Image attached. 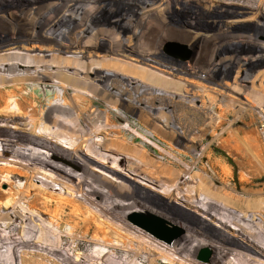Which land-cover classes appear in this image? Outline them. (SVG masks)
I'll use <instances>...</instances> for the list:
<instances>
[{"label":"bare ground","instance_id":"1","mask_svg":"<svg viewBox=\"0 0 264 264\" xmlns=\"http://www.w3.org/2000/svg\"><path fill=\"white\" fill-rule=\"evenodd\" d=\"M48 1L50 0H26L27 6L15 5L12 2L10 11L15 13L18 10L24 13L27 7L40 8ZM119 1L128 6L129 14L136 18L139 15L138 20L145 26L157 10H165L163 6L175 0H110V3L106 4L112 6ZM159 1L161 3L157 4ZM138 2L143 7L136 5ZM188 3V0H184L185 8H188ZM75 5L80 14L87 15L84 27L87 30H95L96 34L91 33L93 36H85L84 29L71 33L68 28H60V31L40 29L37 33L24 36H13L6 30L0 31V162L5 161L6 156L11 154L28 163L26 165L20 162L13 166L0 164V178L10 183L7 193L0 192V264H18V260H21L19 264H34L36 257L41 258L39 264H89L86 260H93L95 256L104 261L109 252L95 249L96 246L109 247L113 252L121 250L134 253L136 258L146 254V262L161 264L160 258L138 245V242L127 234H122L99 219L88 218L87 208H83L81 201L36 188L34 182L40 175L46 179L44 184L68 185L82 200L97 207L112 219L121 220L126 214L144 213L137 209L141 207L151 212V215L148 214L150 217L157 216L189 230L173 244L177 256L183 257L182 254L187 253L196 257L201 249L209 248L213 254L210 264H264V202H245L237 198L238 196L224 194L205 177H199L193 190L195 196L204 194L206 198L195 197L200 205L187 202L184 199L187 194L182 197L180 194L189 171L160 168L161 165L151 159L146 150L139 148L142 147L138 143L139 139L146 138L136 135L128 138V133L132 132L134 126H118L114 111L120 109L125 115L128 113L136 116L139 126L150 125L155 129L161 127L159 137L163 136L168 142L173 141L178 129L176 108H187L188 105L195 104L199 106L200 112L208 114L210 111L206 110L204 102L199 98L201 95H195L199 92L188 86L189 83H195V80L184 79L186 83L176 89L174 85H178L177 81L172 79L173 77L169 78L163 71H176L181 74L186 70L197 72L198 68L168 59L164 54H149L135 46L128 49L126 45L113 42L110 35L92 25V20L98 18L100 7L98 12L97 9H92L91 0H79ZM213 11L229 19L224 21L225 35L246 22L254 21L259 36H241L236 41L238 44H254L260 52L255 60H264V42L259 39L260 34L264 32V12L260 6L256 5L252 11L245 7L215 5ZM163 12L168 14V8ZM130 22L135 30L138 25L133 23L132 18ZM202 27V24L197 23L192 27L197 36H202ZM139 33L140 31L135 30L132 38H137ZM103 50L117 59H97V56L100 58L107 55L99 54V51ZM49 52L52 53L51 58L47 59L46 57H50V54L47 55ZM252 61L254 59L248 64L255 67ZM232 65V59L225 60L212 74L218 78L221 72ZM159 67L164 69L161 72L165 73V77L154 72ZM254 71L246 72L242 78L252 79ZM255 76H258L260 82L264 80V72ZM205 78L212 81L208 75ZM42 81H53L60 89L54 94V98L45 104L46 107L37 93V87L33 86L30 92L28 90L29 82ZM250 82L252 89L260 88H255L256 85ZM261 84H264V81ZM220 86V90H213L230 89L229 85ZM71 91L73 94H70ZM263 91L264 86L259 92ZM98 94H102V99L113 105L114 110L111 107H97L94 100ZM110 98L116 101L111 102ZM176 101L182 106L175 105ZM160 103L162 105H159ZM237 106L243 107V104ZM125 117L129 119L127 115ZM148 132L153 139L158 138L155 132ZM191 146L186 145V148L190 149ZM170 149L177 155H174L175 157L182 156L180 151L171 147ZM164 153L161 150V154ZM74 168L80 170L79 173ZM47 172L55 176L48 175ZM134 177L156 184L166 191L167 197H177L189 205L186 207L179 204L180 207L186 210H192L190 206L196 208L195 214L201 216L205 222L198 219L188 221L193 227L178 222L171 202L154 197L140 186L134 185L135 182L149 187ZM121 178L133 183L128 186ZM18 180H25L23 188L16 186ZM19 199L26 202L28 210L47 216L59 229L62 230L65 225L70 229L68 227L69 230L63 232L59 241L53 234L38 235L37 227L35 228L38 224L31 222V225L30 221L24 222L21 228L16 229V224L24 217L21 212L23 209L20 210L17 204ZM129 199L134 202H126ZM200 210L209 217L203 216L204 213L200 214ZM212 217L217 220V223H213L215 228L225 231V234L213 233L219 241L204 236L209 233L206 221L212 223ZM31 220L34 221V218ZM78 233H82V236L79 237ZM3 234H7L8 238ZM89 235L93 237V241L85 258L76 260L77 263L67 258L66 247L68 246L70 251L78 252ZM229 245L239 247L250 254L237 253L236 261L232 263L230 256L234 250ZM103 264L113 263L105 260Z\"/></svg>","mask_w":264,"mask_h":264},{"label":"rangeland","instance_id":"2","mask_svg":"<svg viewBox=\"0 0 264 264\" xmlns=\"http://www.w3.org/2000/svg\"><path fill=\"white\" fill-rule=\"evenodd\" d=\"M7 1L8 0H0V31L6 30V32L13 36H24L30 33H37V31L40 29H53L60 31V28H68L69 31H72L71 33H75L81 29H84V35L88 38L93 36L95 33V30H87L84 27L87 15L80 14L75 7V4L78 3L79 0H50L45 2L44 6L40 8H36L37 6H29L24 11V13L18 10L15 13L11 12L10 6L12 2H14L15 5L27 6L26 0ZM92 1V9H97L98 12V8L100 7V12L97 13L98 18H94L92 20V25H95L93 27H96L97 30L110 35L113 42L126 45L128 49L135 46L149 54H164L166 57H168V59L191 64L193 67L200 70V72H198V70L197 72L193 70H186L179 74L176 71L172 73H169L168 70L163 71L164 69L159 67V69L157 68L158 71L154 70V72L156 75L162 77H165L166 75H168L169 78L173 77L172 79L178 83L177 86L176 84L174 85L176 89L178 87H182L183 84L186 83L183 81L184 79L195 80V83H189L188 86H190L196 92H199V94L196 93L195 95H201L199 98L204 102L206 110H209L210 113L205 114L203 111L200 112L199 106L195 104L188 105L187 108L184 106L176 108L175 114L178 123V129L175 133V140L173 139V141H169V143L164 139L163 136L159 137L161 135L160 131H162L161 127L155 129L150 125L139 126L136 116L126 113V115L129 117V119H127L125 117L126 115L119 111L120 109L114 111L119 127L128 128V125L134 126L133 129H131L132 132L130 131L128 133V138H132L135 135L141 138H146L145 140L139 139L138 143L142 145V147L139 148L144 151L146 150L150 158L155 160L159 166L161 165L160 168L167 170L175 169L180 171H189L188 178L185 180L180 194V197H182L183 194H187L184 199L189 203L200 205L197 203L195 197L200 199L206 198L204 194L195 196L193 188L196 186L199 177H205L211 182V185L219 188L222 193L233 197L238 196L237 198H240L242 201L264 202V151L258 132V124L260 119L259 113L261 110L264 112V91H259L263 89L264 84L261 83L264 80L260 82L258 76H255L259 72H264V63L260 64L264 62V60H255L256 57L260 55V52L254 46V44H238L236 41L237 38H241V36H259V34L256 33L258 29H256L255 22L250 21L246 22L242 26L237 27L235 30L232 29L233 31L227 33V36V34L225 35L224 21L229 19L223 18L213 11L215 5L229 8L245 7L252 11L253 8L258 5L264 12V0H188V8H185L184 0H179L178 2L175 0L170 2L168 5L166 4L163 6L165 10L168 8V14L167 12H163L165 10H157V12L154 13V17L145 26H142L140 23L141 21L138 20L139 15L136 18V16L129 14L130 12L127 10L128 6L123 4L122 1L117 2L115 5L113 3L112 6H108L110 0ZM160 3L161 1H159L157 4ZM136 5L143 7L140 2H138ZM139 6L136 7L138 8ZM102 7L104 8L101 9ZM131 18L133 23L138 25L135 30L140 31V33L137 35V38H132L133 34H135V30L130 25ZM200 18H202V20ZM196 23L203 25L200 30V34H202L201 37L197 36L194 33V29L192 28L194 25H196ZM259 32L262 31L259 30ZM259 39L264 42V32L260 34ZM169 44H176L186 47L191 52L190 57L186 60H182L167 53L166 48ZM49 54L50 57H46L47 59L51 58L52 53H47V55ZM99 54H107L106 56L100 58L97 56V59H103L102 61L117 59V57L106 50L99 51ZM230 59H232L233 65L227 67V69L221 72L219 77L216 78L215 74H212L213 71H215L218 66L223 64V61ZM251 59H254L252 62L255 64V67H251L250 64H248ZM128 60L129 59H125V61L130 62L131 64H135V62ZM71 71L73 72V70ZM161 71L166 72V75ZM252 71H254V76H252V79L242 78L246 72L251 73ZM171 74H173V76H171ZM204 75H208L212 81L206 80L207 78H205ZM250 81L256 85L255 88H259V86L260 88L252 89V83ZM220 85H229L228 88L230 89H224L222 90L223 92L213 90V88L220 90ZM33 86L37 87V93L43 99L44 106L49 102L50 99L52 100L54 98V94L60 90L56 84H53V81H42V83L29 82V92L32 90ZM70 94H73V92L71 91ZM101 99L102 94H98L97 99L94 100L95 105H98H96L97 107H111L112 109L113 105H111L108 101ZM109 100L111 102L116 101V99L112 100L111 98ZM176 102H174L175 105L178 104V106H182L181 103ZM238 104H243V107L237 106ZM159 105L162 104L160 103ZM13 107L16 108L15 105H13ZM164 116L166 117V114H164ZM138 128H140L139 132L142 134L137 131ZM148 131L155 132L158 135V138L153 139ZM186 145L192 146L189 149L186 148ZM170 147L174 148L175 151H180L183 158L182 156L175 157L177 155H175ZM38 149L44 151V149ZM161 150L165 153L161 154ZM20 162L22 164L28 165L27 162L17 159L11 154H8L6 156V160L0 162V164H8L13 166L14 164H20ZM74 169L79 173L80 170L76 168ZM47 174L55 176L54 174H51V172H47ZM134 179L149 186L150 188L157 190H151L149 187H145L134 182V185L140 186L144 189V191L150 193V195L170 201L174 207L175 214L178 215L175 217L178 222L188 224L191 227L194 225L190 224L188 221H192L193 219H198L205 222L201 216L195 214L196 208H192L190 206V209L192 210H186L180 207L179 204L186 207H189V205L178 200L177 197L172 199L167 197L166 191L163 188L157 186L156 184L149 183L139 177H134ZM3 180L4 179L0 178V192L7 193L10 189V183H7L5 180ZM44 180H46L45 177L40 175L39 179L35 180L34 182L36 188L42 189L46 192L55 193L57 196H64L75 199L79 202L81 201L80 203L83 208H87L86 211H88V218L99 219L100 222L111 226L118 231H121L122 234H127L131 239L136 240L138 245H141L144 247V249L154 253L158 258H160L161 264H210L211 262L213 254H211L208 262H204L198 258L200 252L203 249L209 248L201 249L196 257L189 256L187 253H183V257L177 256L173 244L183 235L187 234L189 230H185L177 225H173L163 218L151 216L163 221L164 225L168 229H176L183 232L180 237L169 242L165 238H160L154 235L134 221L135 215L150 218L149 215H151V212L147 211L146 209L141 207L137 208L143 211L145 214L130 213L122 217V221L115 220L104 214L97 207L86 202L84 199L82 200V198H80V196H78L71 187H68V185H47L43 183ZM121 181L128 186L133 183V181H126L122 178ZM24 185L25 180L16 181V186L18 188H23ZM176 194L179 196L178 192H176ZM23 201L24 200L19 199L17 202L20 210L23 209L21 212L24 217H22V221H18L16 224V229L21 228L24 222L27 223L30 221L31 225L32 223H34V225L38 224L35 225V228L37 227L36 229L39 232L38 235L53 234L58 241L61 239L63 232H66L70 229V227L67 225H65L66 227L64 226L62 230L59 229L56 225L49 221L47 216L28 210L26 208V202ZM126 202H134V200L129 199ZM223 208L226 207L223 206ZM159 211H161V209ZM25 212H27L26 216ZM202 213H204L203 216H208V214L203 211L201 212L200 210V214ZM91 216L93 218H91ZM25 218L29 220L27 221ZM33 218L34 221L31 220ZM206 223L208 224L209 233L204 236L218 240L214 237L213 233L218 232L220 234H225L223 229H217V227L215 228L213 225V223H217V220L215 221V217H212V223L209 221H206ZM1 224L4 225V223ZM93 226L95 225L93 224ZM77 235L81 237L82 233H78ZM3 236L8 238L7 234H3ZM92 241L93 237L89 235L88 238L81 244V247L76 253L70 251L69 247L67 246L66 248L69 255L66 254V257L68 256L67 258H70L75 263H77L78 260L85 258L86 253L91 248ZM229 246L234 250L230 256V261L232 263H235V255L237 253L250 254L239 247L233 245ZM95 249H102L105 253L109 252V256L104 259V261L106 260L109 263L149 264L146 262V254H143V256L140 258H136L134 253L121 250L113 252L109 247L96 246ZM27 252H29V250ZM35 259L36 260L34 264H39L41 258L36 257ZM86 261H88V263L90 262L89 264L104 263L102 258L99 256H95L93 260ZM19 262L21 263V260H18V264Z\"/></svg>","mask_w":264,"mask_h":264},{"label":"water","instance_id":"3","mask_svg":"<svg viewBox=\"0 0 264 264\" xmlns=\"http://www.w3.org/2000/svg\"><path fill=\"white\" fill-rule=\"evenodd\" d=\"M166 52L182 60L188 59L191 55V52L186 47H182L176 44L167 45ZM134 221L139 225L143 226L144 228H146L154 235L160 238H165L169 242H171L175 238L180 237L183 234L182 231H178L176 229L175 230L168 229L164 225L163 221L154 217L145 218L140 215H135ZM211 254H212L211 250L203 249L200 252L198 258L204 262H208Z\"/></svg>","mask_w":264,"mask_h":264},{"label":"built area","instance_id":"4","mask_svg":"<svg viewBox=\"0 0 264 264\" xmlns=\"http://www.w3.org/2000/svg\"><path fill=\"white\" fill-rule=\"evenodd\" d=\"M93 1L91 0V3ZM260 119H259V124H258V132H259V137L261 140V145L263 147V151H264V112H260Z\"/></svg>","mask_w":264,"mask_h":264}]
</instances>
